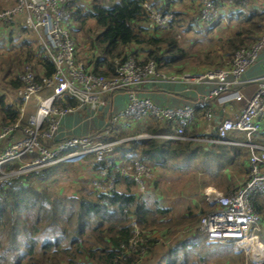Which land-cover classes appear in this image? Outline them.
Listing matches in <instances>:
<instances>
[{"label": "built area", "instance_id": "1", "mask_svg": "<svg viewBox=\"0 0 264 264\" xmlns=\"http://www.w3.org/2000/svg\"><path fill=\"white\" fill-rule=\"evenodd\" d=\"M235 0H197L195 21L205 24L214 21ZM264 3V0H258ZM75 0H14L12 7L0 10V24H13L21 17L22 25L30 30L36 46L53 64L49 77L38 75L32 65L24 66L17 79L20 86L13 91L17 121L0 132V169L10 163L28 160L25 167L38 172L40 168L56 166L65 161H79L92 157V167L99 174L93 181L96 191H111L119 178L127 177L137 186L140 198L147 193L149 186L157 179L155 170L138 158L114 157L117 144L132 139L149 138L140 134L115 141H99L94 136H71L58 139L61 120L76 110L96 114L99 108L109 103L115 93H125L128 97L125 108L112 117V121L126 120L140 122L150 119L161 124L176 123L171 133L160 137L168 140L187 139L186 128L194 124L198 110L208 125H214V112L211 102L224 96L242 103L239 112L223 119L216 125L215 138H196L209 144L221 143L247 148L249 166L247 179L227 195L216 189L207 188L206 213L200 218L199 229L211 243L225 244L233 241L234 250L243 253L253 264L264 263V245L258 233L261 231L262 213L257 201L264 203V145L254 138L261 130L264 121V76L254 79L257 88L251 94L231 88L241 85L243 74L254 65L264 47V34L250 45L236 49L225 68L213 69L201 74H169L159 70L154 61L141 62L132 56L117 59L113 63L111 76L97 74L87 68L86 61L79 58L75 42L70 34V23ZM149 12L150 25L161 32L173 29L175 14L161 13L154 9L150 1L143 3ZM223 15V14H222ZM161 82L200 83L211 85L209 91L200 95L192 105L167 107L156 104L142 95L146 86L156 87ZM47 92L48 94H42ZM34 98L33 112L27 111ZM68 99L76 102L72 106ZM28 114L24 127L21 118ZM245 135V142L230 140L231 134ZM210 134V133H209ZM7 141V142H6ZM6 142V143H5ZM6 182V181H5ZM4 185V184H3ZM132 236L127 248L137 252L145 233L135 220L131 221ZM141 256L146 250L141 249Z\"/></svg>", "mask_w": 264, "mask_h": 264}, {"label": "trees", "instance_id": "2", "mask_svg": "<svg viewBox=\"0 0 264 264\" xmlns=\"http://www.w3.org/2000/svg\"><path fill=\"white\" fill-rule=\"evenodd\" d=\"M106 1L86 0L85 6L75 0L73 5L74 13L70 25L75 32L85 31L84 36H87L84 38L85 45H88L91 55L86 61L87 68L108 77L113 73L114 61L129 56L141 62L154 61L159 70H170L189 58L171 33L173 29L161 32L151 26L149 12L143 7L144 2L150 1L152 7L161 13L171 11L175 14V23L178 13L174 7L182 0H163L157 8L155 6L159 0H108V3L112 4H107ZM256 1L258 0H235L233 6L248 5L253 8V2ZM246 19L242 22V25L247 23L243 30L246 33L239 29L228 39L226 45L228 55L257 39L249 37L252 30L257 32L262 30L261 15H256L251 10ZM88 21L94 22L93 28H88ZM145 30L150 31L149 34H145ZM73 40L76 46L78 37L76 41L75 38ZM139 45L146 48V54L141 59L137 57V52L128 53L127 49L129 46ZM24 46H27V49L23 50ZM20 47L18 62H23V66L36 64L37 76L49 77L52 74L53 64L36 45L24 41ZM34 47L37 49L36 52ZM9 60L12 61L11 58ZM212 65L211 67L221 65L222 68L225 62ZM5 72L4 76L10 78L7 84L12 90L17 89L20 86L17 75L10 76L8 69ZM68 101L72 106H76L74 100ZM197 113L203 117L202 110H198ZM0 115V125H13L18 119V111L13 105L5 102L3 95H0ZM165 124L170 125L160 128L161 130L154 128L142 130V133L152 137L117 144L113 152L114 157H118L122 162L123 158L130 154L132 158L140 159L153 169L170 168L176 172L181 169L179 167L181 163L188 165L195 161L204 164L207 152L217 153L220 161L217 162L215 171L209 169V162L202 170L215 178L220 175L221 166H239L241 158L247 161V148L243 146L212 143L205 150L198 141L190 139L203 137L201 134L198 135L194 124L185 129L184 137L187 139L162 138L161 135L171 133L177 125ZM263 131L256 135L258 143L262 145L264 139L262 141L259 137L264 138ZM118 138L119 135H112L103 141H115L119 140ZM210 138H215L213 132L210 133ZM10 164L7 170L15 167ZM53 167L45 168L40 173H32L30 177L49 178L53 174ZM28 177L15 178L0 186V264H141L142 258L155 254L157 246L164 247L158 243L159 239L155 235L157 231L169 229L171 233L170 228L176 224L177 227L185 226L189 233L194 231L187 238L177 240L174 245L169 244V248L163 252L167 257L164 264H202L209 257L221 255L218 248L220 244H204L206 235L195 226L204 210L199 214L190 211L176 223L169 217L168 208L156 203L148 205L145 196L140 198L137 186L127 177L119 178L111 191L94 190L80 196L50 194L45 189L27 184ZM155 183L156 181L153 184ZM119 184H124L125 189H117ZM134 186L135 192L132 190ZM256 205L262 213L264 203L257 201ZM132 220H135L141 229L148 231L146 235H142L143 240L138 244L137 252L127 248L132 236ZM199 234L204 235V239H198ZM141 249L146 250L143 256L140 253Z\"/></svg>", "mask_w": 264, "mask_h": 264}, {"label": "rangeland", "instance_id": "3", "mask_svg": "<svg viewBox=\"0 0 264 264\" xmlns=\"http://www.w3.org/2000/svg\"><path fill=\"white\" fill-rule=\"evenodd\" d=\"M85 1L86 0H77V3H81L87 6ZM11 3H12V0H0V7L3 6V8H1L0 10L8 8V7H12L14 3L12 4ZM105 3L112 4L110 2L108 3V0ZM253 4L257 6L255 2H253ZM174 8L176 12L178 13V15L176 16V22L174 23L173 30L171 33L175 36V38L179 42V45L183 47V49L187 52L189 56V58L186 59L183 63L179 65H175L177 66L178 70H181L182 72H187V71L195 72V71H200L202 69V66L199 65L201 63L206 64L207 62H209L210 63L209 65L213 64L212 66H216V63L218 64L221 62L228 61V59L230 58L232 54L228 55L229 50H228V47L226 46L227 45L226 42L229 38L234 36V31L230 27V22L227 23V16L225 14L223 15L220 14V16L217 17L214 21L205 23L204 25H201L200 23L196 22V24L194 25L196 29L191 31L187 29L186 30L182 29V27L192 22L191 16L194 15V12H195L194 2L189 0V2L186 3L182 0L180 3L175 4ZM228 12L229 10L228 11L226 10V13ZM232 16H233L232 19L237 21L239 18H243V16H245V13L235 12L232 14ZM263 19H264V16H263ZM0 25H1L0 27L3 26L2 24ZM74 25L76 26L77 24L74 23ZM87 26L88 28H93L94 22L88 21ZM3 27L7 28L6 26H3ZM196 30L199 33L196 32ZM148 32L150 31L146 32L145 30V34H149ZM84 33L85 31L80 32V33L75 32V30L71 28V25H70L71 36L75 38V41L77 40V37H78V40L76 41V48H77V55L81 59L87 58V55L90 54L89 52L90 50H88V45H85L86 42L84 38L86 39L87 36L86 35L84 36ZM29 36L33 37V34L30 30L26 29L25 31H23L21 38L24 37V38L29 39L30 38ZM260 37L258 38V40L260 39ZM3 39L4 37L2 38L1 43H0V70L2 69V72H0V95H3L5 97V102L7 104H11V101H14V95H13V91L7 88H4V87H8L6 83L8 78L3 81L1 80L2 77L4 79L3 72L6 71V69H8L11 71L12 74L16 75L24 69L23 68L24 66L22 65L23 62L13 61L17 57L19 52L21 51L20 48L15 47V48L10 49L9 44L6 41L7 39L5 40ZM21 40L22 39H20V41ZM18 47H20V45ZM138 47L137 46L135 47V52H137L138 54H141L142 56H145L146 48L141 45H139ZM25 49H27V46L23 47V50ZM33 49L35 52L37 51L36 47H34ZM234 51H232L231 53H233ZM261 51H262V54H264V47ZM261 51H260V54H261ZM10 58L12 60L11 61L12 63L9 60ZM28 65H32V64H28ZM220 66L218 67L216 66L217 68H214V67L213 68L219 69ZM32 68L35 73L38 72V67L36 64L32 65ZM210 70H213V69H210ZM161 71L167 73L166 72L167 70H161ZM172 74H176V73H172ZM193 74H201V73L197 72ZM42 94H48V93L43 92ZM33 102H35L34 98L30 100V103H33ZM13 107H14V104H13ZM81 110L82 109H80V111ZM29 112H30L29 114H31L33 110L30 109ZM74 113L78 114L79 110L78 111L76 110ZM28 116H29L28 114H25L24 117L21 118V121L19 124H21L22 127L26 125ZM89 116H93V113L88 112L87 115H84V118H87ZM10 126L11 125H7V126L0 125L2 129L8 128ZM1 128H0V132L2 131ZM110 130H112V126L110 127ZM141 131L142 130H140L139 132ZM135 135H140V134H137V132L135 133L130 132V135H128V132H125L123 136L121 137H123V139H126V138L134 137ZM241 135L243 136L242 140L245 141L246 140L245 135L244 134H241ZM230 136H229V139L233 140L230 138ZM254 140L258 142L256 138H254ZM234 141L240 142V139H236ZM199 143H205V142L200 141ZM204 158H205L204 164L202 163L198 164L195 161L193 162V164L187 162L188 165L181 163L179 167L182 170L179 169L180 171H176V172L169 171L170 168H168V171L166 172L167 174H169V177H167L170 179L169 183H167L165 179L163 180L162 174L160 175L161 181L163 180V183H162L163 186L168 185L169 187L175 188L176 191L178 188V194H174L173 198L168 199L169 201H172V203L170 202V204L168 203V205L163 204L169 207L173 205V208H172L173 214L171 215L172 217L171 219L172 221L176 223L177 221H181V217L183 215H187V213L190 211H193L199 214L201 210H204V212L200 216L198 215L199 220L206 213L204 193L208 186L205 185L201 187L200 190L198 186L199 184H201L202 179L205 181H208L209 179L218 181L220 179L218 177L216 178L208 177L207 175L209 174L206 175L204 172H202V170L206 167L205 164L206 163L208 164V162H209V169H212L213 171H215L216 164L217 162L220 161V157L217 153L207 152ZM27 161L28 160H20V161L14 162L13 164H10L12 166H15L14 168L10 170L9 169L7 170L8 165L3 166L0 169V186H2L3 184L9 181H12L15 178L29 176L28 177L29 180H27V184H30L33 187H36L38 189H45L50 194H57V195H63V196L65 195L80 196V195H86L87 193H90L91 191L95 190L93 186V181L99 177V174L93 169L92 157L90 156H86L81 162L80 161L79 162L65 161V162L60 163V165L58 164L59 166L56 165L57 167H53V172L55 173L51 174L52 176L50 175L49 178H41L37 176L30 177L32 173H35V174L40 173L41 171H43V169L40 168L38 172H34L32 171V168L25 167ZM184 169L185 170L187 169V170L183 171ZM95 174H96V177L94 179ZM156 181H158V179ZM196 184L198 185L197 188L195 186ZM221 184H224L223 180ZM116 188L120 190H124L125 185L119 184L117 185ZM132 190L133 192H135L134 191L136 190L135 186L132 188ZM262 218L263 219L261 222L262 224L261 231L258 233V237H259L260 242L264 245V209L262 211ZM176 225L175 227L170 228L171 230L176 231L175 233L176 237L174 241L172 240V237L171 238L169 237L167 240H164V241L158 240L159 244H163L164 247L157 246L155 248V254H152L149 257L142 258L141 264H161L163 260L166 258V255H164L163 252H165L169 248V244L171 243L172 245H174L177 240H182V239L187 238L188 236H190L189 234H191L194 231L190 229L192 230V232L189 233L190 231L187 230L186 227H183L182 229V225L178 227ZM195 226L197 227L198 224ZM144 231L145 233L143 235H146L148 231L147 230H144ZM157 237L159 239L160 235L157 234ZM197 238L204 239V235L199 234ZM208 242L209 241L205 240L203 243L205 244ZM218 248L221 249V253L219 252L221 255L218 257H214V258L209 257L207 258L208 260L202 264H232V263L233 264H237V263L245 264L246 257H244L243 253H238L236 250H234L233 241H227L225 244H220ZM248 262H249L248 264H253L249 260Z\"/></svg>", "mask_w": 264, "mask_h": 264}, {"label": "crops", "instance_id": "4", "mask_svg": "<svg viewBox=\"0 0 264 264\" xmlns=\"http://www.w3.org/2000/svg\"><path fill=\"white\" fill-rule=\"evenodd\" d=\"M13 1L14 0H12V3H13ZM183 1L186 3L189 2V0H183ZM191 1L194 2V8H195V10H197V0H191ZM76 2H77V0H76ZM162 2H163V0H159V2L156 3L155 7L157 8V6H160L162 4ZM180 2L181 1L177 2L176 4H178ZM255 3L257 4V6H255V4H253V6H254L253 8L249 7L248 5H239L237 7H235V6L229 7L228 6L226 8L227 11L229 10L228 13H226V10L222 11V14H225L227 16V23L230 22V27L234 31V34L239 29H242V32H244L243 30L246 28L247 23L242 25V22L247 20L246 18L248 17L251 10L254 11L256 15H261L262 17L264 16V3L258 2V1H256ZM235 12H244L245 16H243V18H239L237 21H235L232 19L233 18L232 14ZM195 15L191 16V20L194 21L193 23H191L192 25H190V23L186 24V26L182 27V29H185V30L187 29V30H191V31L196 29V27L194 26L196 24V21L194 20ZM20 18L21 17L17 18L13 24H10L8 26L2 24L3 26H6L7 28H5L3 26H2L3 28L0 27V43H1L2 38L4 37L3 40L7 39L6 41L8 42L10 49L15 48V47L21 48L18 46L19 45L21 46V43L24 41H28L31 45H36L34 35H33V37L29 36L30 37L29 39L24 38V37L21 38L22 33H23V31L26 30V28L22 25ZM233 27H234V29H233ZM210 29H212V28H210ZM196 32H198V31L196 30ZM244 33H246V32H244ZM263 33H264V19L262 20V30L259 32H257V30H255V31L252 30L249 37L250 38L251 37L252 38H259ZM20 39H22V40L20 41ZM16 45H18V46H16ZM127 49H128V53H130L132 51L135 52L134 46H129ZM261 54H262V51H261ZM261 54L259 53V58H258L257 62L254 65H252L250 68H248V70L241 77V80L243 81V83L241 85L232 87L231 92L235 91V90H240V91H243L244 93L251 94L255 91V89L257 88V84L253 80L256 78H259L261 76H264V54H262V55ZM90 56H91L90 54L87 55V58H90ZM137 57L139 59L144 58V56H142L141 54H138ZM87 58H83V59L85 61H87ZM15 60L17 61V57L13 61L15 62ZM199 65L202 66V69L200 71H195V72L187 71V70L186 71L188 73L191 72V74H193V73H197V72L203 73V72H206L210 69H213V67H211L212 64L209 65L207 63L206 64L201 63ZM223 67L225 68V65ZM174 68H176V69H174ZM214 68H216V67H214ZM0 72H2V69L0 70ZM9 72H10V76H14V74H12L10 70H9ZM166 72L169 74L176 73L179 75H181L183 73H187V72H182V71L178 72L177 66H174L172 69L167 70ZM5 73L6 72L4 71L3 74H5ZM18 74H16V75L18 76ZM7 78H8V80L10 79L9 77L4 76V79L2 77L1 80L3 81ZM7 81H6V83H7ZM7 86L8 87H4V88H7L11 91L15 90V89L12 90L8 84H7ZM210 87H211V85L209 83H206V82H200V83L161 82L156 87L146 86L145 88H143L142 89V95L145 97H149L152 101H154L156 104L161 105V106L180 107L183 105H192L200 95L207 93L209 91ZM127 100H128V97L125 93H122V92L115 93L114 95L109 97V103L106 106L99 108L98 111L96 112V114L93 116H89L87 118H84V115H87V114L84 113L83 111H80V110H79L78 114H75L73 112L71 114L65 115L61 120L60 128H59L58 135H57L58 139L64 138V137H71V136H76V137H79V136H92L93 137L94 136L97 140L103 141V139L106 137H112V135H119L120 138H118V139L121 140V139H123V137H121V136H123V134L125 132H128V135H130V132H133V133L137 132V134H144V133H142V131L141 132H139V131L143 130L144 128H148V129L154 128L157 130H161L163 127L170 125V124H161V123H158V122L150 120V119H145V121L142 120L140 122H131V123L126 121V120H119L117 122L112 121V117L116 113L121 112L125 108V106L127 104ZM34 103L35 102L29 104V107L27 109L28 112L30 111L29 108L32 109V105ZM211 107H212V110H213L214 115H215L214 121L218 117H220L221 121H222L223 119L234 117L237 114V112H239L240 108L242 107V103L233 100L232 96L228 95V96H224V97H221L220 99H216V100L212 101ZM95 116H96V118H95ZM214 125H215V122H214ZM214 125L213 124L208 125V123L206 122L204 117H202L198 113L196 114V119H195V123L193 126H194V128L197 129V131L199 133L198 135L201 134V136H203V137L206 135H209V133L213 132ZM111 126H112V130H110ZM263 129H264V122L261 123L260 132H262ZM131 136H133V135H131ZM157 136H159V135H157ZM205 138H207V137H205ZM230 138L233 140L240 139V142L238 141L239 143L245 142L244 140H242L243 136L240 133L231 134ZM259 138H261L262 141L264 139L263 136H261ZM190 139H192L194 141H198V142L201 141V140H196V138H190ZM256 139H257V137H256ZM201 142H203V141H201ZM200 145L203 146L205 150H207L208 146H210L211 144L205 142V143H200ZM128 156H130V154ZM79 161L81 162V161H83V159H81ZM79 161H75V162H79ZM54 167H57V166H54ZM154 170H155V173L157 175L158 181H156L155 185L151 184L149 186V189H148L149 191L145 195V197L147 198L148 205H152L153 203H156L157 205L168 208L170 210L169 211V217L172 218L171 215L173 214V210H172L173 205L170 207L167 206L168 203L169 204H170V202L172 203V201H169L168 199L173 198L174 194H178V188L176 191L175 188L169 187L168 185H165V186L162 185L164 179L167 181V183H169V181H170V179L167 178V177H169V174H167V172H166V171H168V168L161 169L159 167H155ZM180 170H182V169H180ZM180 170L178 169V171H180ZM186 170L184 169L183 171H186ZM248 170H249L248 162L246 161V159L241 158L239 166H221V168L219 170L220 175L218 176V178H220V179L218 181H214L212 179L205 181L202 179L201 184H199V186L196 184L195 186H196V188L198 186L199 190H200L201 187L206 185V186H208L207 188L216 189L223 194L224 193L228 194V193L232 192L233 190H235L236 188H238L242 183H244V181L247 179ZM169 171H171V170H169ZM212 172H213V170H212ZM53 173H55V172H53ZM204 173L206 175L208 174L206 172H204ZM161 174H162V178H163L162 181L160 179ZM207 176L211 177L210 175H207ZM95 177H96V174L94 175V179H95ZM222 180L224 181V184H221ZM202 196H203V194H202ZM204 202H205V196H204ZM163 204H167V205L165 206ZM183 217H184V215L181 218H183ZM183 227H185V226H182V229H183ZM182 229H181V231H182ZM175 233H176V231H174V230H171V233H169V230L161 229V230H158L155 235L156 236H157V234L160 235V238H159L160 241L167 240L169 237L170 238L172 237V240L174 241V239L176 237ZM170 241H171V239H170ZM206 241H208V240L206 239ZM209 243H211V242H208L206 244H209ZM166 260H167V257L163 260V262L161 264H164L166 262Z\"/></svg>", "mask_w": 264, "mask_h": 264}, {"label": "water", "instance_id": "5", "mask_svg": "<svg viewBox=\"0 0 264 264\" xmlns=\"http://www.w3.org/2000/svg\"><path fill=\"white\" fill-rule=\"evenodd\" d=\"M214 122H215V125L213 127V133L215 134V132H216V125H218L221 122V118L220 117L216 118ZM204 137H209V135H206Z\"/></svg>", "mask_w": 264, "mask_h": 264}, {"label": "clouds", "instance_id": "6", "mask_svg": "<svg viewBox=\"0 0 264 264\" xmlns=\"http://www.w3.org/2000/svg\"><path fill=\"white\" fill-rule=\"evenodd\" d=\"M210 135V134H209Z\"/></svg>", "mask_w": 264, "mask_h": 264}]
</instances>
